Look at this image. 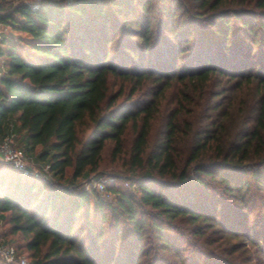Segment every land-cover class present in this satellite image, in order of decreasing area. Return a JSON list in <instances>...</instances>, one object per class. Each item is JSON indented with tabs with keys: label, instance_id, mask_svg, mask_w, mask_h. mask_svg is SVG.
Masks as SVG:
<instances>
[{
	"label": "trees",
	"instance_id": "16d2710c",
	"mask_svg": "<svg viewBox=\"0 0 264 264\" xmlns=\"http://www.w3.org/2000/svg\"><path fill=\"white\" fill-rule=\"evenodd\" d=\"M0 23V141L50 165L0 160L4 234L25 238L0 244L264 264V0H0ZM109 164L129 174L102 181Z\"/></svg>",
	"mask_w": 264,
	"mask_h": 264
},
{
	"label": "built area",
	"instance_id": "2783aa9c",
	"mask_svg": "<svg viewBox=\"0 0 264 264\" xmlns=\"http://www.w3.org/2000/svg\"><path fill=\"white\" fill-rule=\"evenodd\" d=\"M37 1V0H36ZM36 5V4H35ZM4 38V29L0 23V41ZM16 135L14 132L8 133L0 141V160L12 163L18 170L24 174H34L36 176H44L48 172L50 165L46 164L44 170L37 169L29 161V155L23 148L16 146ZM101 187L103 185L100 183ZM0 262L6 264H34L26 257L19 256L14 246L8 244H0Z\"/></svg>",
	"mask_w": 264,
	"mask_h": 264
},
{
	"label": "rangeland",
	"instance_id": "374dc122",
	"mask_svg": "<svg viewBox=\"0 0 264 264\" xmlns=\"http://www.w3.org/2000/svg\"><path fill=\"white\" fill-rule=\"evenodd\" d=\"M1 58V56H0ZM243 97H248L249 96V92L246 91V92H243ZM168 101V100H167ZM166 101V102H167ZM169 103V102H168ZM167 103V104H168ZM38 151L40 150V148L37 149ZM29 161L31 164H33L37 169H40V170H44L45 168V165L46 163H40L38 161H36L32 155L30 156L29 155ZM105 172L103 173V175L100 177V179H102V181H104L105 179H108L109 182H115V179H116V176H125L126 174H129L128 170L125 169V168H122L121 165H117V164H109L105 170ZM49 178L51 180H54L55 177L51 174H49ZM100 179L95 183L96 184V187L100 190V191H103L104 188L101 187L100 183L104 186V183L100 181ZM56 181V179H55ZM62 182V181H60ZM117 183H124L123 185H125V187L128 185L127 184V181H117ZM258 206L260 205V202H258ZM9 228V225L6 224V218H4V216H2L0 218V242L3 240V239H7V240H10L11 242H14V243H17V244H22V243H25V238H23V236L21 234H17L15 236H10V235H5L4 233L7 231V229ZM26 253V252H25ZM25 255L26 254H23L24 257H26Z\"/></svg>",
	"mask_w": 264,
	"mask_h": 264
}]
</instances>
